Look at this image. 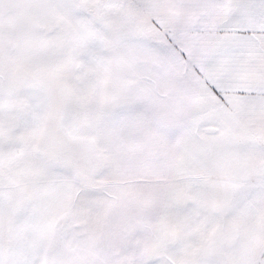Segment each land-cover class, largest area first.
<instances>
[{
  "label": "snow or ice",
  "instance_id": "6c2138e0",
  "mask_svg": "<svg viewBox=\"0 0 264 264\" xmlns=\"http://www.w3.org/2000/svg\"><path fill=\"white\" fill-rule=\"evenodd\" d=\"M0 264H264V0H0Z\"/></svg>",
  "mask_w": 264,
  "mask_h": 264
}]
</instances>
